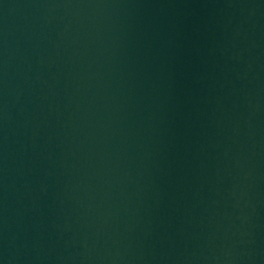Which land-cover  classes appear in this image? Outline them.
Masks as SVG:
<instances>
[{"label": "water", "instance_id": "1", "mask_svg": "<svg viewBox=\"0 0 264 264\" xmlns=\"http://www.w3.org/2000/svg\"><path fill=\"white\" fill-rule=\"evenodd\" d=\"M0 264H264V0H0Z\"/></svg>", "mask_w": 264, "mask_h": 264}]
</instances>
